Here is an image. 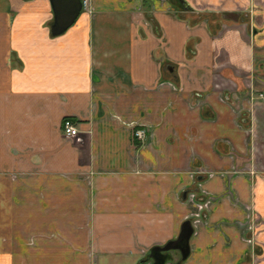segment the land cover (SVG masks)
Returning a JSON list of instances; mask_svg holds the SVG:
<instances>
[{
    "label": "crops",
    "instance_id": "1",
    "mask_svg": "<svg viewBox=\"0 0 264 264\" xmlns=\"http://www.w3.org/2000/svg\"><path fill=\"white\" fill-rule=\"evenodd\" d=\"M51 22L48 0H0V264H150L185 220L165 264H264V0Z\"/></svg>",
    "mask_w": 264,
    "mask_h": 264
},
{
    "label": "water",
    "instance_id": "2",
    "mask_svg": "<svg viewBox=\"0 0 264 264\" xmlns=\"http://www.w3.org/2000/svg\"><path fill=\"white\" fill-rule=\"evenodd\" d=\"M52 12V22L49 26L51 35H57L69 27L81 11L80 0H48ZM191 233V226L188 220L182 222L180 230L175 239L166 242L162 246L150 249L148 258L150 264H165L171 260L170 251L176 250L179 254V261L185 259L188 253V238ZM174 264H179L176 262Z\"/></svg>",
    "mask_w": 264,
    "mask_h": 264
},
{
    "label": "built area",
    "instance_id": "3",
    "mask_svg": "<svg viewBox=\"0 0 264 264\" xmlns=\"http://www.w3.org/2000/svg\"><path fill=\"white\" fill-rule=\"evenodd\" d=\"M81 2V10H84L88 7V0H80ZM261 103H264V95L262 93L257 94ZM60 129L63 134L67 136H72L78 133V129L70 122L68 118H64L61 122ZM143 133L140 129H134L131 132V139L142 141Z\"/></svg>",
    "mask_w": 264,
    "mask_h": 264
}]
</instances>
